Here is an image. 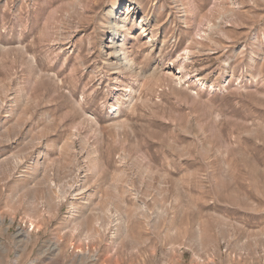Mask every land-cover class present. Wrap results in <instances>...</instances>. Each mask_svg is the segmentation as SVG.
I'll return each mask as SVG.
<instances>
[{
    "label": "rangeland",
    "instance_id": "rangeland-1",
    "mask_svg": "<svg viewBox=\"0 0 264 264\" xmlns=\"http://www.w3.org/2000/svg\"><path fill=\"white\" fill-rule=\"evenodd\" d=\"M0 264H264V0H0Z\"/></svg>",
    "mask_w": 264,
    "mask_h": 264
},
{
    "label": "bare ground",
    "instance_id": "bare-ground-1",
    "mask_svg": "<svg viewBox=\"0 0 264 264\" xmlns=\"http://www.w3.org/2000/svg\"><path fill=\"white\" fill-rule=\"evenodd\" d=\"M132 1V0H131ZM117 4V3H116ZM128 4V3H127ZM79 6V5H78ZM119 8L115 5L112 6L109 11L107 12V25L110 29V36L109 40L103 42V45L106 49H109L108 58L113 59V63L115 65H118L121 68H124V70L127 68V72L134 70V61H132L129 57V55L126 53V46L123 43H120L121 38V32L123 29H125L126 22H129L131 20L134 21V18L136 17L137 9L135 7L134 3H130L127 8L123 11L118 10ZM122 17V20H121ZM146 22V23H142ZM150 22L148 19H143V21H140L139 27H141V34L145 35L148 33V30L150 28ZM126 30V29H125ZM125 33V32H124ZM126 36V34H125ZM124 42V41H123ZM30 62V61H29ZM35 63V62H34ZM31 64V63H30ZM32 65V64H31ZM133 72V71H132ZM134 73V72H133ZM172 75V74H171ZM173 79V78H172ZM16 129V127H15ZM14 129V131H15ZM18 130V129H17ZM19 132V131H18ZM31 137V136H30ZM30 137H27V141L25 143L26 146L33 144V141ZM70 148V147H69ZM39 162V161H38ZM40 163V162H39ZM48 164V163H47ZM38 166V165H37ZM41 166V165H40ZM44 167V166H43ZM37 168V167H36ZM39 168V167H38ZM11 170V169H10ZM33 170V169H32ZM36 170V169H35ZM73 170V169H72ZM46 184H49V180H46ZM115 199V198H114ZM114 201V200H113ZM110 202V201H109ZM120 207L123 206L122 200H119ZM109 205V204H108ZM122 208V207H121ZM85 257V256H84Z\"/></svg>",
    "mask_w": 264,
    "mask_h": 264
}]
</instances>
